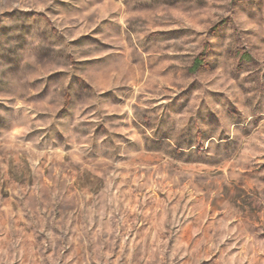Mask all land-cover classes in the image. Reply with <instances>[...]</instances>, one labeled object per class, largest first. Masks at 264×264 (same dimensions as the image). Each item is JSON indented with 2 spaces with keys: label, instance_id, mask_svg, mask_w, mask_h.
Instances as JSON below:
<instances>
[{
  "label": "rangeland",
  "instance_id": "1",
  "mask_svg": "<svg viewBox=\"0 0 264 264\" xmlns=\"http://www.w3.org/2000/svg\"><path fill=\"white\" fill-rule=\"evenodd\" d=\"M0 264H264V0H0Z\"/></svg>",
  "mask_w": 264,
  "mask_h": 264
},
{
  "label": "trees",
  "instance_id": "2",
  "mask_svg": "<svg viewBox=\"0 0 264 264\" xmlns=\"http://www.w3.org/2000/svg\"><path fill=\"white\" fill-rule=\"evenodd\" d=\"M194 64H195L194 66H198L199 65V62L196 61Z\"/></svg>",
  "mask_w": 264,
  "mask_h": 264
}]
</instances>
